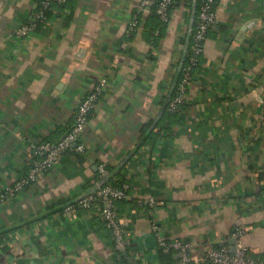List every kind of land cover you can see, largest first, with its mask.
Wrapping results in <instances>:
<instances>
[{
  "label": "crops",
  "instance_id": "crops-1",
  "mask_svg": "<svg viewBox=\"0 0 264 264\" xmlns=\"http://www.w3.org/2000/svg\"><path fill=\"white\" fill-rule=\"evenodd\" d=\"M42 1L0 0V264H137L135 251L162 264L151 198L160 235L190 241L193 256L230 246L242 226L245 247L264 261V0H216L186 104L154 147L146 137L166 114L199 0H175L160 38L159 0H69L20 37ZM103 79L85 151L63 154L7 194L41 143L72 130ZM99 165L123 169L130 186L118 214L129 220L132 249L115 248L98 206L65 211L109 179Z\"/></svg>",
  "mask_w": 264,
  "mask_h": 264
},
{
  "label": "built area",
  "instance_id": "built-area-1",
  "mask_svg": "<svg viewBox=\"0 0 264 264\" xmlns=\"http://www.w3.org/2000/svg\"><path fill=\"white\" fill-rule=\"evenodd\" d=\"M69 0H43L41 9L38 10L32 17V21L24 25L19 31L20 37H26L36 27L35 21L48 22L47 12L53 11V7L62 6L68 3ZM174 0H160L156 9L157 15L163 22H169L171 17V6ZM216 0H201L199 14L196 21V30L193 35V47L190 64L183 68L182 78L176 87V92L173 98L170 99L168 110L171 113L181 111L182 105L186 103L187 93L192 82L193 67L197 64V57L204 52L206 35L211 27L216 23ZM144 6L141 7V10ZM138 23L137 18L134 19L131 25L133 30ZM105 80L97 84L95 89L85 97L76 111V121L72 130L58 143L51 142L41 143L34 152L35 160L29 175L17 181L7 194L13 195L31 183L39 180L40 176L52 166L53 162L65 154L66 152L82 153L85 151V144L82 136L84 130L89 123L90 113L96 107L98 95L102 92L105 86ZM100 176H106L108 170L104 165H99ZM130 186L124 183L122 187L112 185L100 186L98 189L87 196L81 197L68 205L65 208L66 212H74L76 210H89L95 206L100 208V215L106 227L111 229L115 237L116 249H132L133 236L129 227V220L119 216L116 206L119 200L129 198ZM6 195L2 196L5 199ZM143 204V202L141 201ZM148 216L152 232L157 239L158 248L165 253L174 252L178 255L179 261L175 264H264V261L252 255L243 243V238L247 233V229L242 226H237L231 237L236 240V252L230 250L227 243L221 244L218 247L209 248L201 257L193 256L191 250L193 243L182 239H166L160 235L161 227L156 220L154 208L157 203L154 199H149L147 202ZM134 257L137 264H149L138 256V251H135Z\"/></svg>",
  "mask_w": 264,
  "mask_h": 264
},
{
  "label": "trees",
  "instance_id": "trees-1",
  "mask_svg": "<svg viewBox=\"0 0 264 264\" xmlns=\"http://www.w3.org/2000/svg\"><path fill=\"white\" fill-rule=\"evenodd\" d=\"M160 1V0H159ZM175 1V0H174ZM174 1H173V4H172V6H171V10H170V13H171V11H172V8H173V6H174ZM158 4H159V2H158ZM158 4H157V6H158ZM200 4H201V0H199V4H198V10H197V12H196V19H195V22H194V28H193V30H192V32H191V34H190V44H189V47H188V50H187V52H186V54H185V56L184 57H182V59H181V61L179 62V65H178V67L177 68H175V70H174V79H173V82H174V84H175V87H174V90L172 91V93H171V98H173L174 97V95H175V92H176V87L178 86V84H179V82H180V80H181V78H182V74H183V68L184 67H186L187 65H189L190 64V60H191V56H192V47H193V35H194V32H195V30H196V21H197V17H198V14H199V9H200ZM54 7H55V5H54ZM53 7V8H54ZM41 9V6L39 7V9L38 10H40ZM156 9H157V7H156ZM51 11H48L47 12V15H48V17H50L51 16ZM156 16H157V18H158V23H157V26L156 27H154L153 28V37L154 38H160L161 37V32H163V29H164V27L165 26H167V24L169 23V22H163L161 19H160V17L157 15V13H156ZM30 21H32V20H30ZM36 22V27H35V29H38L40 26H42L43 25V23H45V22H42V21H35ZM212 28V27H211ZM210 28V29H211ZM34 29V30H35ZM210 31V30H209ZM208 31V32H209ZM207 35H208V33H207ZM207 35H206V38H207ZM200 55L197 57V64H196V66L195 67H193V71H192V77H193V72H194V70L199 66V64H200ZM186 104V103H185ZM184 104V105H185ZM169 105V104H168ZM184 105H182V107H181V110H182V108L184 107ZM179 113V112H178ZM178 113H171L169 110H168V107H167V111H166V114H165V116L163 117V119H162V121L163 120H165L166 121V123H167V125H161V123H162V121L160 122V125H159V127H156L157 129H159V130H157V129H155V131L150 135V137H146V139H147V142L145 143V144H147V145H149V143H150V145H152V147H154L153 146V144L158 140V139H160L161 137H163V130H165V129H167V126L169 127V123H171V122H173L175 119H176V117H177V115H178ZM144 139V138H143ZM153 143V144H152ZM143 144V143H142ZM141 147V146H140ZM67 153V152H66ZM107 167V169H108V171H109V175H111L110 177H109V179L107 180L106 179V181L104 182V185L103 186H106V185H112V186H115V187H122L123 185H124V183L125 182H127L126 181V178H125V174H124V172H123V169H117V168H113V167H110V166H106ZM121 202H126V199H123V200H119L118 202H117V206H116V209H117V212L119 213V204L121 203ZM132 206H137L135 203H133L132 204ZM138 207V206H137ZM158 255H159V258H160V260H161V263L162 264H175V263H177L178 261H179V258L177 257L178 255L177 254H175L174 252H172V251H170V252H167V253H165L162 249H158Z\"/></svg>",
  "mask_w": 264,
  "mask_h": 264
},
{
  "label": "water",
  "instance_id": "water-1",
  "mask_svg": "<svg viewBox=\"0 0 264 264\" xmlns=\"http://www.w3.org/2000/svg\"><path fill=\"white\" fill-rule=\"evenodd\" d=\"M174 87H175V84L173 85L171 91H170V94L172 93V91L174 90ZM170 99H171V95L169 96V99H168V103L170 102ZM230 250L231 252L235 253L236 252V240L235 239H232L230 241Z\"/></svg>",
  "mask_w": 264,
  "mask_h": 264
}]
</instances>
